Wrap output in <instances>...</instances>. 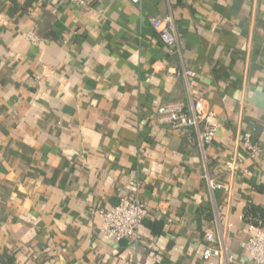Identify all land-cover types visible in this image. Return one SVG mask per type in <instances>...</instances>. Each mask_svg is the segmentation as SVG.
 <instances>
[{
	"label": "crops",
	"instance_id": "obj_1",
	"mask_svg": "<svg viewBox=\"0 0 264 264\" xmlns=\"http://www.w3.org/2000/svg\"><path fill=\"white\" fill-rule=\"evenodd\" d=\"M170 14L176 50L150 22ZM257 94L264 0H0V264H254L245 215L264 208V152L251 158L244 135L264 142ZM192 96L218 120L211 145L160 120ZM130 181L150 210L135 244L102 230ZM208 232L222 251L209 260Z\"/></svg>",
	"mask_w": 264,
	"mask_h": 264
},
{
	"label": "built area",
	"instance_id": "obj_2",
	"mask_svg": "<svg viewBox=\"0 0 264 264\" xmlns=\"http://www.w3.org/2000/svg\"><path fill=\"white\" fill-rule=\"evenodd\" d=\"M76 5L84 6L86 0H68ZM139 3L142 0H131ZM150 22L153 29L160 35L165 44L172 50L178 47L180 34L177 32L174 20L170 15L159 17L152 15ZM28 39L37 42V36L34 32L28 34ZM186 75L195 74L192 70H186ZM161 122H166L173 130H188L190 128L200 129V143L202 146L211 145L217 134L218 120L214 112L207 106L206 100L199 96H192L189 108L183 104H171L162 106L159 109ZM244 147L253 159L259 158L264 152V142L254 141L249 133L244 135ZM230 171H235L238 164L234 158L227 162ZM209 186L212 189L230 190V187L219 181L205 176ZM139 186L138 181H130L121 184L118 187L119 201L115 205L101 210L104 217L102 224L103 232L115 240H127L129 243L135 244L140 238V227L143 222L150 216V210L146 203L142 201L137 192ZM252 236L243 244L245 250L248 251L254 264H264V229L255 225H250ZM205 239L208 246L204 251V258L211 259L214 256H221V249L214 245V235L210 232L206 233ZM228 261L232 262L233 257L229 256Z\"/></svg>",
	"mask_w": 264,
	"mask_h": 264
},
{
	"label": "trees",
	"instance_id": "obj_3",
	"mask_svg": "<svg viewBox=\"0 0 264 264\" xmlns=\"http://www.w3.org/2000/svg\"><path fill=\"white\" fill-rule=\"evenodd\" d=\"M245 218L253 225H261V221H264V208L250 206L247 211Z\"/></svg>",
	"mask_w": 264,
	"mask_h": 264
},
{
	"label": "water",
	"instance_id": "obj_4",
	"mask_svg": "<svg viewBox=\"0 0 264 264\" xmlns=\"http://www.w3.org/2000/svg\"><path fill=\"white\" fill-rule=\"evenodd\" d=\"M254 100L256 102H258L259 104H261V106H264V97L263 96L257 94ZM122 242H125L126 243L127 240L124 239V240H122Z\"/></svg>",
	"mask_w": 264,
	"mask_h": 264
}]
</instances>
